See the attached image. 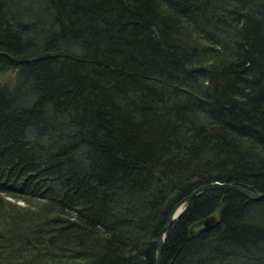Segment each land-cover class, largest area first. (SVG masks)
Listing matches in <instances>:
<instances>
[{"label":"trees","instance_id":"trees-1","mask_svg":"<svg viewBox=\"0 0 264 264\" xmlns=\"http://www.w3.org/2000/svg\"><path fill=\"white\" fill-rule=\"evenodd\" d=\"M7 71L0 264H154L197 187L264 192V0H0ZM160 264H264V198L198 194Z\"/></svg>","mask_w":264,"mask_h":264},{"label":"water","instance_id":"water-1","mask_svg":"<svg viewBox=\"0 0 264 264\" xmlns=\"http://www.w3.org/2000/svg\"><path fill=\"white\" fill-rule=\"evenodd\" d=\"M213 189H224V190H232L236 191L238 193H241L242 195L246 196L247 198L251 200H259L264 198V192H253L246 187H243L241 185L235 184V183H229V182H210L207 184H203L193 191L189 193L186 197L178 201L171 209L170 213L165 219V222L158 232V237L156 240V251H155V260L154 264H160L161 257H162V249L166 237V233L169 230L172 222L176 220L181 213L187 208V206L190 204L191 200L197 196L200 193H203L208 190ZM217 223V218L215 215H211L210 217L206 218L202 221V224L204 228H211Z\"/></svg>","mask_w":264,"mask_h":264},{"label":"rangeland","instance_id":"rangeland-1","mask_svg":"<svg viewBox=\"0 0 264 264\" xmlns=\"http://www.w3.org/2000/svg\"><path fill=\"white\" fill-rule=\"evenodd\" d=\"M12 79H13L12 71H7L0 74V82L5 80L11 81ZM0 204L4 205L5 207H8L6 212L0 211V219L4 217L2 220H4V223L6 224L3 225V223L0 222V229H2L5 226L15 228L13 226L15 222H17L20 218H23L25 214H29L30 212H34L37 210L35 209L36 206L33 202L26 201L20 197H14L11 195L1 194V193H0ZM214 215L217 217L218 213L216 212ZM12 253L13 254H2L0 252V256L3 259H7L6 257H9L7 255H11L10 257L12 258H8V259H14L15 256L21 254L24 256H28L29 259L31 258V255L29 253H17V252H12Z\"/></svg>","mask_w":264,"mask_h":264},{"label":"bare ground","instance_id":"bare-ground-1","mask_svg":"<svg viewBox=\"0 0 264 264\" xmlns=\"http://www.w3.org/2000/svg\"><path fill=\"white\" fill-rule=\"evenodd\" d=\"M12 201V200H11ZM170 229V228H169Z\"/></svg>","mask_w":264,"mask_h":264}]
</instances>
